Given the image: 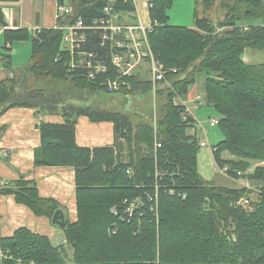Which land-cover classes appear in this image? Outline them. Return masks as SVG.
<instances>
[{
	"label": "trees",
	"instance_id": "1",
	"mask_svg": "<svg viewBox=\"0 0 264 264\" xmlns=\"http://www.w3.org/2000/svg\"><path fill=\"white\" fill-rule=\"evenodd\" d=\"M150 1L154 29L149 41L167 69L166 80L159 84L165 100L159 121L162 147L157 151L152 127L143 121L134 126L125 109L107 111L69 101L108 90L102 86L103 78L96 82L84 70H70L71 56L62 49L64 31L57 26L80 19L91 25L105 17L110 4L117 22L136 23L132 0H56L74 11L59 17L55 28L38 30L33 37L27 29L5 30L6 51L31 38L32 56L24 69H18L9 53H0L11 73L0 82V115L27 107L64 119V123L39 125L42 143L35 150V165L75 169L78 219L66 220L64 228L73 249L71 263L66 262L65 249L55 247L48 237L20 228L12 237L0 239V264H264V166L247 173L254 162H264V63L245 61L248 49L264 52V0L222 3L226 20L219 22V28L208 17L218 0H197L195 28L170 25L168 11L174 0ZM0 27H7L1 7ZM92 38L85 51H107L97 36ZM31 75L46 88L20 90L29 87ZM199 75L205 77L207 105L220 115L223 140L213 148L217 167L228 168L234 179H240L241 172L260 183L256 188L260 200L251 202L250 208L238 202L250 198L253 190L218 186L198 172L201 145L198 136L190 133L196 122L185 106L174 101L188 99ZM128 81L131 89L120 92L126 101L153 86L139 73ZM62 85L65 88L58 90ZM82 116L95 123L112 122L114 147L78 146L76 127ZM224 152L231 157L222 158ZM157 185L155 213L156 202H150L148 195H155ZM0 194L13 195L19 204L50 220L59 210L56 201L40 196L35 181L25 178L0 181ZM138 199L141 204L126 214Z\"/></svg>",
	"mask_w": 264,
	"mask_h": 264
},
{
	"label": "crops",
	"instance_id": "2",
	"mask_svg": "<svg viewBox=\"0 0 264 264\" xmlns=\"http://www.w3.org/2000/svg\"><path fill=\"white\" fill-rule=\"evenodd\" d=\"M232 1L218 0L216 5L221 7L222 3H231ZM139 6L138 12L139 10H144L147 13L146 16L144 14L142 23L150 25L152 23L150 11L145 1H139ZM0 7L7 22V27H0V53H9L13 57V61L19 52L17 46L22 47L25 45L26 52L28 54L29 51L30 53L32 52V40L30 38V40L26 41V44L23 43L25 41L15 42L12 46V51L8 52L4 49V32L6 29H27L31 37H33L36 31L45 28H55L58 23V4L56 0H47L45 3L43 0H20L13 3H0ZM213 12L214 10L209 12V18H211L210 16L213 15ZM29 42H31V48L29 47ZM26 59L24 63L27 61ZM22 64H15L14 61V66L18 69H24L29 63L27 65ZM143 73V71L139 72L141 75ZM10 76L11 73L0 61V82ZM198 97H201V99L198 100ZM188 98L186 110L190 111L189 114L193 117L197 126V120L193 116L192 108L199 109L204 105L202 103V94L198 89L192 88ZM42 122L64 123V119L58 115L41 114L36 109L27 107H15L0 115V181L2 183L16 182L21 178L35 181L40 196L56 201L59 205V210H62L64 214V220L75 223L78 219L75 169L68 166L37 167L35 165V150L42 143L39 129V125ZM199 124L202 126V123ZM76 142L78 146L89 149L114 147V124L107 121L95 123L88 117L82 116L78 119L76 127ZM230 157L231 155L228 158ZM250 171L251 169L248 172L250 173ZM232 179L235 181L233 186L224 187H247L254 191L252 193L254 195L253 199L258 197L259 192L256 188L260 183L250 181L244 184L238 179ZM20 228H27L36 234L46 236L55 247H62L65 249L66 254L68 251L73 254V249L68 246L62 226L55 225L48 217L36 215L25 205L19 204L13 195L0 194V239L12 237Z\"/></svg>",
	"mask_w": 264,
	"mask_h": 264
},
{
	"label": "built area",
	"instance_id": "3",
	"mask_svg": "<svg viewBox=\"0 0 264 264\" xmlns=\"http://www.w3.org/2000/svg\"><path fill=\"white\" fill-rule=\"evenodd\" d=\"M140 0H133V4L138 10ZM148 9L152 7L150 0H144ZM73 13V10L68 5H58L57 15L59 17L69 16ZM105 17L100 20H95L91 25H86L81 19L74 24H68L61 29L64 31L62 40V49L66 50L71 56L70 70L81 69L84 70L88 78L92 81H101L109 93H119L124 89H131V84L128 81L136 72L141 69L144 71H150V80L154 87L166 80L167 69L157 58L152 50L149 41V34L153 31L154 25H145L139 19L136 23L117 22L116 12L113 11V6L109 5L104 10ZM116 15V16H115ZM97 30L102 31L105 34L104 41L101 44V48H108L106 52L92 50L87 56L82 57L81 53L85 51L84 45L90 42V31ZM108 41H111L113 45L109 46ZM173 72L177 70L173 69ZM198 100L201 97L197 98ZM187 113L189 114L188 110ZM186 119V116H185ZM219 119H212L210 125L212 127L219 126ZM198 127L191 130V135H197ZM201 147L207 146L205 142L200 143ZM162 145L155 140V151L161 148ZM217 171L228 173V168L220 169L217 167ZM249 173V172H248ZM228 175V174H227ZM238 176L242 180L244 175L238 173ZM159 175L157 174V179ZM155 195H148L150 202L155 201V206L152 207V211L158 212V190L156 187ZM175 190L170 189V194L174 195ZM184 198H187L186 194H182ZM261 196L259 192L258 197ZM257 198H242L238 205L245 208H250L251 202H257ZM140 204L141 200H137ZM134 204H132L133 206ZM145 206V202H144Z\"/></svg>",
	"mask_w": 264,
	"mask_h": 264
},
{
	"label": "rangeland",
	"instance_id": "4",
	"mask_svg": "<svg viewBox=\"0 0 264 264\" xmlns=\"http://www.w3.org/2000/svg\"><path fill=\"white\" fill-rule=\"evenodd\" d=\"M46 1L47 0H43L44 3ZM196 2L197 0H174L173 6L168 11V14L170 17V20H169L170 25L194 28L195 27V9L197 6ZM219 6L220 5H216L212 9L214 10V12L212 13L213 15L210 16L211 17L210 19L214 21V26H216L217 28H219L218 26H219L220 21L224 22L226 20L225 11L222 10V8ZM72 9L74 11L73 7ZM144 14L146 16L147 14L146 11L144 12V10H141V11L139 10V17L141 18V22L142 20L144 21L143 19ZM60 27H63V26H60ZM23 43L26 44L27 42L25 41ZM29 47L31 48V42H29ZM17 50H19V52L14 58L15 64L24 63L26 56H27V59H26L27 61L22 65H27L28 63H30L31 59L29 58L31 57L32 52L30 53L29 51V54H28L26 52L25 45L22 47L17 46ZM245 61L252 65L262 64L264 63V52L253 51L251 49H248L246 51ZM141 71L144 72L142 75L144 79L151 78L150 71H147V70L144 71V69H141L137 73ZM204 81H205V77L203 75H199L198 82L192 87L194 89H198L199 92L202 94V103L204 105L201 106L199 109H195L193 107L192 111H193V116L197 120V126H198L197 136H198L199 142L200 143L205 142L207 144V146L200 148L198 156H197L198 172L207 181H211V182H214L222 186H233V183L235 181H233V179L230 178V176H228L227 174L223 172L217 171V165L215 163L214 156H213V148L223 140V135H222V132L219 126L212 127L210 125L211 119L219 118L220 115L216 111L215 108L208 106L206 103V100L204 97V89H203ZM28 83H29V87H27L26 89L21 87L20 90H27L28 88L29 89L46 88L42 82L36 80V78L32 75L29 77ZM64 88H65V85H62L59 87L58 90H63ZM159 90H160V86H157V87L151 86V90L149 92H145L144 94L138 93L136 94V96L134 95L130 96L128 97L130 98V100L128 101H126L127 98H125V96L120 92L119 93H109L105 91L96 92L91 95L84 93V95L82 96L83 97L82 99H77V100L74 99V100H69V101L73 102L76 105L90 106L94 108L97 107V108H100L101 110H107V111L109 110L110 111H122L123 109H125L130 119L132 120L134 126H136L141 121H143L144 124L150 125L153 130L154 139L156 140V139H159V135H160L159 121L163 113L161 110V105L163 104L165 100L164 97H161L159 95ZM187 100H189V98ZM186 101H183L180 98H176L174 103L177 106L182 105V106H185L186 108L187 107ZM188 112L190 113L189 110ZM199 123H202L203 127ZM229 155L230 154L228 152H224L222 154V158H228ZM258 166H261V165L258 164L257 162H254L253 167L251 168L250 172H252L254 168ZM240 182L247 184L250 182V180L244 177ZM250 197L253 198L254 195L251 194ZM259 200H260V197H259ZM65 258H66V262L71 263L73 260V254H71L68 251Z\"/></svg>",
	"mask_w": 264,
	"mask_h": 264
},
{
	"label": "bare ground",
	"instance_id": "5",
	"mask_svg": "<svg viewBox=\"0 0 264 264\" xmlns=\"http://www.w3.org/2000/svg\"><path fill=\"white\" fill-rule=\"evenodd\" d=\"M132 2H133V0H132ZM110 5H112V4H110ZM108 6H109V5H108ZM112 6H113V5H112ZM135 8H136V6H135ZM113 11H116V10L114 9V6H113ZM135 13H136V16H137V20H138V19L140 20L139 12H138L137 9H136V12H135ZM57 28H60V29H61V27H59V26H57ZM94 35L98 37V40H99V43H100V46H101V44H102L103 41H104V37H105L104 32H102V31H97V30H92V31H90L89 38H90V39H93L92 37H94ZM108 44H109V46L113 45V43H112L111 41H108ZM89 53H91V51H83V52L81 53V56H82V57H85V56H87ZM139 71H140V70H139ZM136 73H137V72H136ZM136 73H135V74H136ZM257 163L260 164L261 166H264V162H257ZM239 173H241V172H239ZM242 174H243V173H242ZM243 175H244V174H243ZM132 204H134V205L132 206ZM132 204H131V205L129 206V208L127 209L126 214H130V215H131L133 209L139 206V204H138L137 201L134 202V203H132ZM140 204H141V202H140ZM112 211L116 213L115 210H112Z\"/></svg>",
	"mask_w": 264,
	"mask_h": 264
},
{
	"label": "water",
	"instance_id": "6",
	"mask_svg": "<svg viewBox=\"0 0 264 264\" xmlns=\"http://www.w3.org/2000/svg\"><path fill=\"white\" fill-rule=\"evenodd\" d=\"M52 222L55 225L62 226L65 228L67 226L66 221L64 220V214L62 210H57L53 216Z\"/></svg>",
	"mask_w": 264,
	"mask_h": 264
}]
</instances>
